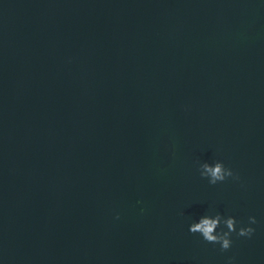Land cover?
I'll return each mask as SVG.
<instances>
[{
	"label": "water",
	"instance_id": "1",
	"mask_svg": "<svg viewBox=\"0 0 264 264\" xmlns=\"http://www.w3.org/2000/svg\"><path fill=\"white\" fill-rule=\"evenodd\" d=\"M229 257L264 264V0H0V264Z\"/></svg>",
	"mask_w": 264,
	"mask_h": 264
},
{
	"label": "clouds",
	"instance_id": "2",
	"mask_svg": "<svg viewBox=\"0 0 264 264\" xmlns=\"http://www.w3.org/2000/svg\"><path fill=\"white\" fill-rule=\"evenodd\" d=\"M199 174L202 178H207L208 183L215 185L217 182H223L227 178L239 179L238 175L229 167H226L220 160L213 163L203 162L199 165ZM140 201H137L139 203ZM144 211L143 208L140 209ZM249 224L236 227L238 221L233 216L223 217L219 212L214 215H204L198 221L189 224V232L199 233L203 240L213 245L219 244L220 251H227L232 245L231 234L236 233L237 236L250 237L255 229L251 226L256 223L254 216L248 217ZM221 225L224 227L221 228ZM220 228L219 231L217 229ZM229 264L232 258L229 257Z\"/></svg>",
	"mask_w": 264,
	"mask_h": 264
}]
</instances>
